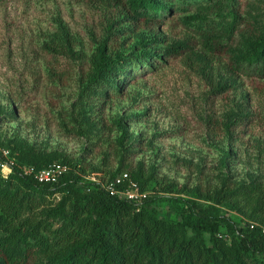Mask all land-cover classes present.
Here are the masks:
<instances>
[{"label":"rangeland","instance_id":"374dc122","mask_svg":"<svg viewBox=\"0 0 264 264\" xmlns=\"http://www.w3.org/2000/svg\"><path fill=\"white\" fill-rule=\"evenodd\" d=\"M158 1L157 16L143 18L130 0H0V146L25 160L68 159L87 176L139 175L164 194L159 215L180 220L193 187L226 180L264 192V78L234 72L197 34L210 24L233 56L248 54L264 0ZM109 19V44L126 55L120 89L104 83L80 98ZM55 38L70 52L47 48ZM237 205L233 219L264 223V202Z\"/></svg>","mask_w":264,"mask_h":264},{"label":"trees","instance_id":"16d2710c","mask_svg":"<svg viewBox=\"0 0 264 264\" xmlns=\"http://www.w3.org/2000/svg\"><path fill=\"white\" fill-rule=\"evenodd\" d=\"M128 5L133 12H146L143 18H153L164 8L158 0H130ZM113 23L109 19L105 38L90 57L80 98L104 83L120 89L116 80L123 73L126 55L117 44H109ZM206 26L197 30L204 50L228 55L230 68L240 75L264 78V27L255 30L248 54L233 56L230 41L214 35L210 24ZM46 47L56 53L70 52L67 38L52 39ZM10 151L19 164L43 168L59 162L71 170L52 185L38 183L17 169L6 177L0 174V264H264L260 227L264 223L243 217L235 220L230 214L240 211L241 201L245 206L263 204L259 184L223 180L218 187H193L181 198L185 206L181 219L171 220L161 217L155 206L164 194H150L138 205L109 195L85 178L83 166L68 159L25 160ZM130 176L145 189L139 175ZM249 222L258 225L250 228Z\"/></svg>","mask_w":264,"mask_h":264},{"label":"built area","instance_id":"2783aa9c","mask_svg":"<svg viewBox=\"0 0 264 264\" xmlns=\"http://www.w3.org/2000/svg\"><path fill=\"white\" fill-rule=\"evenodd\" d=\"M16 169L20 174L30 176L38 183L52 185L57 184L71 170V167L59 162L52 163L43 168L19 164L8 147L0 146V174L6 177ZM85 178L97 183L109 195L117 196L138 205L151 194V191L142 189L127 171H122L110 179H102L97 176H85ZM255 225L258 224L255 222L248 223L250 228H253ZM260 227L261 231L264 232V226L260 225Z\"/></svg>","mask_w":264,"mask_h":264}]
</instances>
